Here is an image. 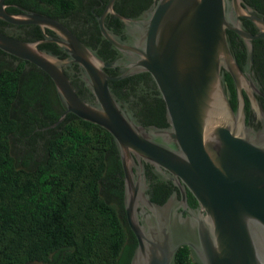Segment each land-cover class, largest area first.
<instances>
[{
  "label": "water",
  "instance_id": "95a60500",
  "mask_svg": "<svg viewBox=\"0 0 264 264\" xmlns=\"http://www.w3.org/2000/svg\"><path fill=\"white\" fill-rule=\"evenodd\" d=\"M3 1L1 20L39 25L45 37L29 42L0 31V50L35 64L53 81L63 111L43 129L72 113L112 136L123 170L126 220L137 240L130 264H175L182 246L197 264H264V92L253 72L251 48L253 39L264 40L263 14L245 0H156L141 15L127 18L111 10V0L101 17L92 12L102 39L115 50V57L105 60L98 47L82 42L61 20L21 7V13L10 14ZM108 11L124 22L126 39L104 26ZM242 18L253 22L254 34ZM43 27L57 36L44 35ZM229 30L246 46L243 67ZM46 41L56 42L67 58L36 46ZM72 64L88 99L76 93L62 69ZM141 73L156 83L165 127L143 125L108 84ZM226 74L234 84L235 108ZM145 163L160 180L177 185L180 200L175 191L164 204L151 200ZM186 188L198 200L194 209L187 205Z\"/></svg>",
  "mask_w": 264,
  "mask_h": 264
},
{
  "label": "trees",
  "instance_id": "16d2710c",
  "mask_svg": "<svg viewBox=\"0 0 264 264\" xmlns=\"http://www.w3.org/2000/svg\"><path fill=\"white\" fill-rule=\"evenodd\" d=\"M245 1L257 9L262 3ZM75 3L41 0L35 10L58 19ZM98 53L111 59L103 51ZM45 75L52 100L42 101V118L30 117L41 128L63 111L53 81ZM29 83L20 71L0 69V264H129L137 242L126 220L123 170L112 136L72 113L45 132L34 124L23 128L18 111L27 101ZM225 84L234 108V86L227 74ZM80 85L76 93L90 98ZM156 188L168 192L165 183ZM156 188L152 200L160 203ZM175 264L197 263L189 248L182 246Z\"/></svg>",
  "mask_w": 264,
  "mask_h": 264
},
{
  "label": "flooded vegetation",
  "instance_id": "af4514ba",
  "mask_svg": "<svg viewBox=\"0 0 264 264\" xmlns=\"http://www.w3.org/2000/svg\"><path fill=\"white\" fill-rule=\"evenodd\" d=\"M155 1L156 0H113L111 4V10L127 18H134L141 15ZM260 1L262 2L260 4V9H257L256 7L255 8L261 14H263L264 18V0ZM110 2L111 0H76L73 9L67 13H64V15H62V17L58 19L61 20V22L68 29H70L82 42L92 47L94 46L93 48L95 49L98 47V52L103 51L105 52L108 58L112 59L115 57V50L111 47V43L107 39H102L101 29L98 20L95 17V15L97 17H101L104 13L105 8H109ZM3 4L5 10L10 14L21 13L22 9H20L19 7L39 12L35 10V8L40 6L41 0H4ZM242 21L245 27L251 33L254 34L256 32V28L251 20L247 18H242ZM103 23L104 26L114 35L120 34V39H126V34L123 30L125 24L118 16L108 11L103 18ZM43 29L44 35L50 38H54L57 36L53 30L45 27H43ZM0 31L24 41L36 42L45 40L40 26L36 24H12L0 19ZM229 31L228 35L236 59L239 55L241 59L238 63L241 67H243L246 64V46L235 32L231 30V33L229 34ZM233 44L236 46H234ZM36 46L43 51H47L55 55L59 59L64 60L65 58H67L66 53L59 49L57 43L54 41L40 42L37 43ZM251 48L253 57V72L257 82L260 84L264 92V40L262 38L253 39L251 41ZM6 67H11L14 71H20L21 73L26 74L30 82L29 85L26 87L25 91L27 101L21 102L19 105L18 114L20 116H23L22 118H24L22 120V127L25 129H29L33 126L32 124H34L36 126L35 129H40L41 131L45 132L46 130L43 129L44 127L41 128L37 126L38 121L31 120L30 117H32L33 115L35 116V114H37L39 118H42L45 115V112L42 108V101L46 99L52 100V86L45 75L46 73L40 68H38L35 64L27 60H23L3 52L0 53V69H4ZM62 69L70 79L75 90H78V88L81 89L80 83L82 82L78 78V66L76 64L62 65ZM107 71L111 75H115L117 69H107ZM108 84L111 87L112 91L115 93V95L119 98V100H121L123 104L127 103L126 107H128L133 112V114L138 118L141 123L151 121L152 124L150 125H155L157 123L160 124L156 125L159 127H165L168 125L165 116L164 101L162 98L157 97L159 95V92L157 90L156 83L154 82L150 74L141 73L119 80H108ZM85 93L89 97L88 92L85 91ZM39 99L41 100V102ZM29 100H33V102H29ZM245 101L247 107L248 99L246 96ZM262 104L264 107L263 98ZM24 107L26 111H23ZM246 114L248 115V108ZM45 136H47V134H45ZM40 143L41 141L38 139V146L41 145ZM151 169H153V166L145 163V176L146 181L148 183L147 193L150 195L151 200L153 188L162 185V183L166 184V186L168 187V192L164 194L159 190V188H156V190H159V196L161 201L158 204H164L169 199L173 191H175L176 198L180 200V190L177 185H173L170 180H160ZM186 202L187 205L192 209L197 207L195 204H198V200H196V198L187 188ZM177 211H182V207H179ZM181 213L183 214V216H185L186 211L183 210Z\"/></svg>",
  "mask_w": 264,
  "mask_h": 264
}]
</instances>
